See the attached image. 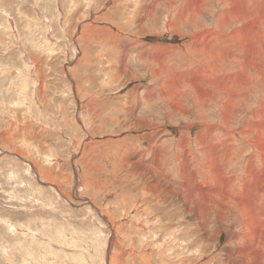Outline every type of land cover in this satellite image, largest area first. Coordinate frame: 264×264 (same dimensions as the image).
I'll return each instance as SVG.
<instances>
[{
    "label": "rangeland",
    "instance_id": "1",
    "mask_svg": "<svg viewBox=\"0 0 264 264\" xmlns=\"http://www.w3.org/2000/svg\"><path fill=\"white\" fill-rule=\"evenodd\" d=\"M0 264H264V0H0Z\"/></svg>",
    "mask_w": 264,
    "mask_h": 264
},
{
    "label": "bare ground",
    "instance_id": "2",
    "mask_svg": "<svg viewBox=\"0 0 264 264\" xmlns=\"http://www.w3.org/2000/svg\"><path fill=\"white\" fill-rule=\"evenodd\" d=\"M238 10V9H237ZM255 220V219H254ZM250 222V221H249ZM251 223V222H250ZM249 226V225H248ZM256 227V226H255ZM258 229V228H257ZM254 230H256L255 228H254ZM256 232H258V231H256Z\"/></svg>",
    "mask_w": 264,
    "mask_h": 264
}]
</instances>
